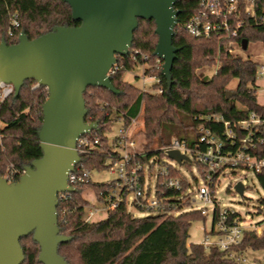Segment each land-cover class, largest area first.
Instances as JSON below:
<instances>
[{
    "label": "trees",
    "instance_id": "obj_1",
    "mask_svg": "<svg viewBox=\"0 0 264 264\" xmlns=\"http://www.w3.org/2000/svg\"><path fill=\"white\" fill-rule=\"evenodd\" d=\"M198 4L199 0H175L174 7L179 13L172 43L177 52L170 84L161 72L163 61L158 63L154 55L158 40L154 20L138 18L129 52L135 49L148 56L145 73L159 79L151 86L155 92L141 91L124 79V73L137 65L128 54L116 56L117 65L122 67L108 75L116 92L99 86L84 90V122L97 123L89 136L100 141L90 153L80 155L84 169L93 172L107 167L109 153L115 155L107 133L118 118L123 116L127 124L141 109L143 150L147 157L156 155L159 159L164 157L161 147L172 138L185 142L192 152L205 150L206 144L199 141L202 129L225 141L222 124L208 117L221 115L233 121L245 119L252 112L264 113L255 89L260 63L229 52L228 40L219 41L214 35L194 37L184 29L187 20L197 12ZM12 14L16 15L18 26L13 25ZM240 17L243 24L233 40L241 47L243 41L264 44V25L254 24L243 14ZM80 23L72 18L70 6L63 0H0V42L5 41L7 45L17 43L21 33L31 40L57 26L74 27ZM217 59L214 74L197 75L196 69L212 67ZM233 79L237 80L236 94L226 98L227 84ZM35 84L34 79L25 80L18 95H10L0 105V177L10 168L22 171L42 156L38 133L48 88ZM235 131L239 136L245 133L240 129ZM235 147L229 143L225 146L230 150ZM252 153L264 157V144H257ZM171 175L178 172L172 169ZM255 175L264 187V171ZM106 187L107 183L90 179L74 184L72 192L58 196L57 226L59 233L70 239L60 243L57 251L69 264H242L216 248L205 250L200 244H187L190 226L203 216L195 210H182L183 206L178 204L176 198L185 185L181 190L166 188L162 195L167 202H175L166 208H176V214L163 212L132 217L122 202L109 210L104 219L85 221L84 208L89 204L85 191L92 190L98 195ZM19 242L24 254L21 264H42L38 261L39 246L32 234L20 238ZM245 248L264 249V233L244 236L236 249Z\"/></svg>",
    "mask_w": 264,
    "mask_h": 264
},
{
    "label": "water",
    "instance_id": "obj_2",
    "mask_svg": "<svg viewBox=\"0 0 264 264\" xmlns=\"http://www.w3.org/2000/svg\"><path fill=\"white\" fill-rule=\"evenodd\" d=\"M71 8L74 27L57 26L34 39L24 33L18 42H0V81L12 83L14 96L27 79L48 88L42 106L38 133L42 156L25 167L17 183L7 185L0 178V264H21L24 260L20 238L32 234L39 246L42 264H69L57 249L70 238L59 233V193L72 192L68 173L79 161L76 140L97 123H85L83 92L88 86L116 92L108 73L117 55L131 47L138 18L153 19L158 36L154 55L163 61L161 72L170 84L176 58L174 27L179 11L175 0H63ZM247 41L242 47H247ZM226 90V98L235 95ZM181 163L189 160L177 150L167 152ZM233 189L243 193L239 181Z\"/></svg>",
    "mask_w": 264,
    "mask_h": 264
},
{
    "label": "built area",
    "instance_id": "obj_3",
    "mask_svg": "<svg viewBox=\"0 0 264 264\" xmlns=\"http://www.w3.org/2000/svg\"><path fill=\"white\" fill-rule=\"evenodd\" d=\"M241 14L251 18L254 24L264 25V0H199L197 12L187 20L184 29L194 37L208 38L214 35L219 41L228 40L227 50L235 52L234 46L241 47L233 40L243 24ZM12 23L18 26L15 14H12ZM126 54L140 65H144L148 58L146 54L135 49L130 52L128 50ZM160 60L158 58L157 62L159 63ZM120 67L122 65L119 66L115 62L109 73L115 72ZM257 75L264 78V61L259 65ZM148 77L155 83L159 82L155 75H148ZM38 84L36 81L35 85ZM13 93L12 83L0 81V105ZM208 118H213L222 124L225 141L219 139L208 129H202L199 141L206 144L205 150L197 149L192 152L185 142L172 138L167 145L161 147V152L164 154L162 159L156 155L147 157L144 150H136L137 143L125 124L124 117L118 118L116 132L107 133L111 150L115 152V155L109 153L105 170L112 176V179L105 182L107 183L106 189L99 191L96 196L98 201L104 204L106 213L122 202L126 206L127 196L132 194L131 205L141 211H148L149 215L163 212L176 214L178 213L176 208H166L169 204L174 206L175 202L169 203L163 198L164 189L181 190L185 179L180 169L195 162L201 166V171L204 173L201 183L193 186L192 189L190 186H185L176 200L179 205L183 206L182 210H195L203 216L202 220L210 217L208 230L202 225L196 226L197 230L204 233V237L197 244L205 250L216 248L225 252L226 257L244 264L246 259L243 254L252 249L237 250L236 248L244 236L251 234L261 236L264 233V221L261 224L246 223L235 209L221 207L216 198V181L226 170L236 172L242 169L254 174L264 171V157H257L252 153L257 144H264V113L252 112L245 119L233 121L225 120L221 115ZM235 129H240L245 133L239 136ZM92 130L85 132L76 140L75 150L79 155V161L68 173L67 184L71 187L76 183L89 182L91 179V172L84 169L80 163V155L90 153L92 148L100 144L99 138L89 136ZM228 143L232 146L236 145L235 149L225 148ZM170 150L179 151L189 160H181V163H178L170 159L167 156ZM154 166L156 174L152 184ZM172 169H175L178 175L172 176ZM24 172L25 169L18 171L10 168L1 178L3 182L11 185L17 183ZM66 193H59V195L64 196ZM95 212L96 210L89 208L85 213V221H92L91 218ZM210 235L214 237L210 239ZM252 264H264V262L257 261Z\"/></svg>",
    "mask_w": 264,
    "mask_h": 264
},
{
    "label": "rangeland",
    "instance_id": "obj_4",
    "mask_svg": "<svg viewBox=\"0 0 264 264\" xmlns=\"http://www.w3.org/2000/svg\"><path fill=\"white\" fill-rule=\"evenodd\" d=\"M234 51L237 55L243 58H250L260 64L264 61V44L260 41L249 42L246 48L234 46ZM146 66V64H137L132 70H129L124 73V79L138 86L141 91L155 92V89L151 87L152 84H155V82L153 81V79H150L148 75L144 72ZM217 67L218 59L216 60L215 65H213L212 67L206 66L198 68L196 69V73L200 77H210L212 74L215 73ZM236 84V79L231 80L227 84V90H236ZM255 89L257 101L261 105H264V78L260 77L259 75L256 76ZM126 125L137 143L136 150H143L145 140L144 135L142 133V109L139 115L134 118V120L128 121ZM117 127L118 122H115L109 133L114 134L117 130ZM201 170V166L195 164V162L187 164L182 169H180L181 174L185 179L184 185L186 187L190 186L192 189L193 186L200 184L201 179L204 176V173ZM155 174L156 169L154 166L152 169V184L155 179ZM91 179L94 182H108L112 179V176L105 169H103L102 171L91 172ZM237 181H241L244 186L242 194H239L233 189V186ZM215 191L216 198L220 206L223 208L230 207L235 209L240 213L246 223L261 224L264 221V187L260 184L257 179V176L254 173L242 169L236 170V172L226 170L217 178ZM84 196L89 201V204L84 208L85 213L88 211L89 208L96 210L91 220L97 221L104 219L107 214L106 209L104 207V204L98 201V198L93 193V191L86 190ZM131 197L132 194H128L126 205L127 211L130 213V215L132 217H144L149 215L148 211H141L133 207L130 203ZM85 215L86 214H84V218ZM198 225H202L208 230L210 228V217H207L204 220L199 219L192 223L188 231V238L186 240L187 244L198 243L204 237V233L196 229V226ZM213 237V235H210V239ZM243 257L246 259L244 264H252L253 262L257 261L264 262V249L247 250L243 254Z\"/></svg>",
    "mask_w": 264,
    "mask_h": 264
},
{
    "label": "crops",
    "instance_id": "obj_5",
    "mask_svg": "<svg viewBox=\"0 0 264 264\" xmlns=\"http://www.w3.org/2000/svg\"><path fill=\"white\" fill-rule=\"evenodd\" d=\"M259 103V102H258ZM260 104V103H259ZM264 106V105H263Z\"/></svg>",
    "mask_w": 264,
    "mask_h": 264
}]
</instances>
